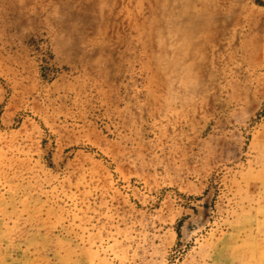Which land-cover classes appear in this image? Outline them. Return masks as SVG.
<instances>
[{
	"label": "rangeland",
	"instance_id": "rangeland-1",
	"mask_svg": "<svg viewBox=\"0 0 264 264\" xmlns=\"http://www.w3.org/2000/svg\"><path fill=\"white\" fill-rule=\"evenodd\" d=\"M0 264H264V0H0Z\"/></svg>",
	"mask_w": 264,
	"mask_h": 264
}]
</instances>
